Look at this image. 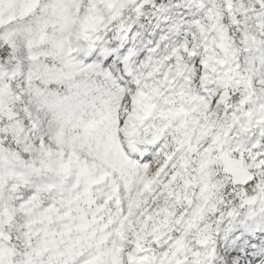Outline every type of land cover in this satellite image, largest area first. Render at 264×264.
<instances>
[{
  "label": "snow or ice",
  "instance_id": "1",
  "mask_svg": "<svg viewBox=\"0 0 264 264\" xmlns=\"http://www.w3.org/2000/svg\"><path fill=\"white\" fill-rule=\"evenodd\" d=\"M0 264H264V0H0Z\"/></svg>",
  "mask_w": 264,
  "mask_h": 264
}]
</instances>
